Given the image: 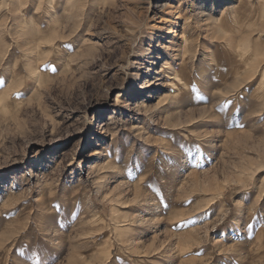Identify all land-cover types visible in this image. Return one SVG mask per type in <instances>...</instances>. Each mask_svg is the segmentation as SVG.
I'll return each mask as SVG.
<instances>
[{
  "label": "rangeland",
  "instance_id": "1",
  "mask_svg": "<svg viewBox=\"0 0 264 264\" xmlns=\"http://www.w3.org/2000/svg\"><path fill=\"white\" fill-rule=\"evenodd\" d=\"M236 1L0 0V264H264V13L223 25Z\"/></svg>",
  "mask_w": 264,
  "mask_h": 264
},
{
  "label": "bare ground",
  "instance_id": "2",
  "mask_svg": "<svg viewBox=\"0 0 264 264\" xmlns=\"http://www.w3.org/2000/svg\"><path fill=\"white\" fill-rule=\"evenodd\" d=\"M263 13H264V0H237L236 4L231 5L230 8H228V7L223 8L221 10V13L219 16H220V22H222L223 25L232 26L236 30L244 31L243 28L248 27L250 29V27L253 26L257 22L256 20L258 19V17L260 15H262ZM262 16H264V15H262ZM248 28H246V29H248ZM239 31H237V32H239ZM244 32L245 33L243 34V37H242L244 44H249L251 42V38H253V42H254L255 47H256L255 53L256 54L261 53L264 50V40L261 37L264 30H253V31H244ZM178 48L179 49H177V53L174 54V57L172 56L171 58L174 59L176 55H179L181 57V61L179 62V65L177 67L172 65L171 67L169 66L170 67L169 69L171 70V74L173 75L174 80L187 82L189 79L188 74H186V72L181 73V72H183L181 70H182V68L185 67L186 60H187V57H186L187 48L185 46V42L182 41V44L180 45V47L178 46ZM248 48H249V46H247L245 48L246 51ZM247 53H248V51H247ZM163 63H164L163 67L166 66V64H168V62L166 60ZM218 63H216V67H215L216 73L227 76L230 72L228 70H227L228 72L222 71V69H220L221 66ZM246 63H248V62H246ZM166 67H164V68H166ZM254 68H256V67H254ZM251 77H252V75H251ZM259 77L260 78H259L258 86H260V88H258V89L255 88V91L252 92L251 96L259 99L260 109H263V111H264V91H262L264 89V79H263L264 70L262 71V73ZM259 89H260V91L257 92L256 90H259ZM141 104L143 106V103H141ZM145 107H146V105H145ZM108 118L109 119L111 118L110 114L108 115L107 119ZM100 165H102V164H100ZM100 165L99 166L93 165L90 168L94 172L95 171L97 172L98 170L103 169V167Z\"/></svg>",
  "mask_w": 264,
  "mask_h": 264
}]
</instances>
